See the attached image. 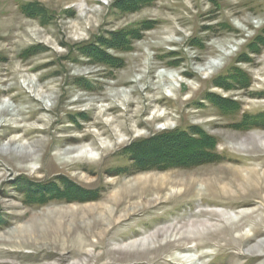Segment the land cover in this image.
<instances>
[{
	"label": "rangeland",
	"instance_id": "1",
	"mask_svg": "<svg viewBox=\"0 0 264 264\" xmlns=\"http://www.w3.org/2000/svg\"><path fill=\"white\" fill-rule=\"evenodd\" d=\"M118 1L0 0V264H264V191L206 192L264 170V129L237 127L264 114V0ZM145 24L131 50L106 45ZM240 76L249 87L224 86ZM193 128L221 161L140 170L126 152ZM139 178L164 193H133L115 207L130 217L97 224L92 206Z\"/></svg>",
	"mask_w": 264,
	"mask_h": 264
},
{
	"label": "trees",
	"instance_id": "2",
	"mask_svg": "<svg viewBox=\"0 0 264 264\" xmlns=\"http://www.w3.org/2000/svg\"><path fill=\"white\" fill-rule=\"evenodd\" d=\"M153 0H119L115 6L119 8V10L123 13H133L142 9L144 6H149ZM24 10L27 11V6L24 7ZM31 11V10H30ZM150 29L148 24L140 28H130L123 31L117 32L116 36L111 40V45L106 42L109 48L126 51L131 50L132 41L138 40L141 38V32ZM97 59L100 58L98 55ZM106 60H102L108 64H111L113 67H118L121 65L122 60L107 56L104 58ZM233 77L228 78L227 81H224V86L237 85L239 87L247 88L249 87L250 80L246 76H240L238 81ZM241 80V81H240ZM225 104H220L222 108L230 111H237L239 108L236 103H232L224 100ZM219 103V102H218ZM237 127H244V129H264V114L259 116H250L245 115L243 120ZM243 129V128H242ZM194 134L198 135V137H192L191 134L187 132H166L160 133L158 136L140 141L134 142L130 146L127 147L126 152L128 153L130 159L134 162L135 166H137L140 170H148V169H164L168 167H176V168H188L192 166H199L206 163H214L222 160V156L216 154V145L217 140L212 138L211 136L204 133L199 128H193ZM196 132V133H195ZM151 144H162L160 148L151 147L147 149V145ZM187 150L185 155L179 156V153L183 150ZM152 152L154 155L152 156ZM169 156V157H168ZM181 158V159H180ZM156 159V161H152ZM183 159V160H182ZM179 161H184V163H180ZM66 191V190H65ZM58 190L56 192L57 195L63 196L66 192ZM84 198H87L89 194H82ZM71 196V195H70ZM70 196L64 197L70 200ZM39 200V199H38Z\"/></svg>",
	"mask_w": 264,
	"mask_h": 264
},
{
	"label": "bare ground",
	"instance_id": "3",
	"mask_svg": "<svg viewBox=\"0 0 264 264\" xmlns=\"http://www.w3.org/2000/svg\"><path fill=\"white\" fill-rule=\"evenodd\" d=\"M209 67H212V66H209ZM8 111H9L8 109H3L1 116L4 117L8 113ZM93 148L91 147L90 150L86 152L87 153L86 155L94 154ZM82 150H84V149H82ZM82 150L80 151V153L82 152ZM75 152H76V150H68L67 152H65V154L69 155V154H73ZM92 159H93V157H92ZM256 160H258V159H256ZM260 160H261V158H260ZM79 161H80V158H79ZM260 164H262V167L264 168V159L263 158H262V161ZM232 171L234 174L233 175L234 180L235 181L237 180L236 183L238 186H240L238 190L236 189V191H231V189H229L228 185H224L222 183V181H220L217 184L211 183L209 185V187L207 188L209 190H207L203 186L198 187L197 188V194L200 195L203 192H205L204 188L206 189V192L211 190L214 194L219 193V194L227 195L229 193H232V194L236 193V195L234 197H238V191H242V194L244 196L249 195V193L247 192V190L249 188H254L257 190L264 191V170L261 172L260 170H258L255 167L252 169H246V170H244L245 175L240 174L241 170L233 169ZM219 184H222V185L219 187ZM166 185H167L166 183H162L159 180L152 181L151 179H147V178H139L135 184H132L131 182L129 184H126L124 189L122 190V192L120 194H115V196L111 197V199H110L111 202L108 203L111 206H107V205H93L92 206V208L96 211V213L99 216L98 219L96 220V223L100 224V225L101 224L112 225L114 222H117L116 220H126L128 217H130L132 215V213L130 215H128V212H127L124 216L116 215L117 212H115V209H116L115 207H121L122 203H124L126 199H129L132 196H134L133 193H137L136 194L137 197L141 194L145 195V194L150 193V192H156L158 195L159 194L162 195L165 191ZM98 209H99V212H98ZM85 228L89 229L90 227L85 226ZM169 230H171L170 233H172V234H176V232H178L177 227L171 228ZM182 234H184V233H182ZM188 235H191L190 231L188 232ZM153 236L156 238V234H154Z\"/></svg>",
	"mask_w": 264,
	"mask_h": 264
}]
</instances>
